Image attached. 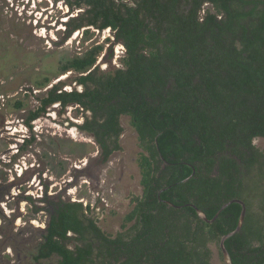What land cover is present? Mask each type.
<instances>
[{
	"label": "trees",
	"instance_id": "obj_1",
	"mask_svg": "<svg viewBox=\"0 0 264 264\" xmlns=\"http://www.w3.org/2000/svg\"><path fill=\"white\" fill-rule=\"evenodd\" d=\"M71 12L67 37L111 29L125 48L122 66L101 70L104 45L59 63V74L74 71L82 90L52 86L31 110V122L53 105L78 106L104 160L121 151L122 118L138 133L142 196L117 237L95 223L96 241L85 242L78 258L61 245L68 230L82 233L83 208L70 204L54 220L45 257L61 264H213L221 238L234 264H264V0H63ZM107 41H112L109 38ZM50 77L36 82L46 88ZM23 108V101L16 102ZM89 114V115H88ZM168 202L181 208L173 207ZM87 241V240H86Z\"/></svg>",
	"mask_w": 264,
	"mask_h": 264
},
{
	"label": "rangeland",
	"instance_id": "obj_2",
	"mask_svg": "<svg viewBox=\"0 0 264 264\" xmlns=\"http://www.w3.org/2000/svg\"><path fill=\"white\" fill-rule=\"evenodd\" d=\"M80 11L71 13L63 0H0V152L2 144L5 148L7 141L10 144L13 138H16L12 136L14 131H5L4 123L23 122L29 111L39 106L38 98L46 89L41 90L42 93H39L37 98V90L32 92L37 81L50 77L51 83L47 88L60 81L66 82L68 89L74 87L72 80L77 73L69 71L59 74L60 62L82 56L93 46L100 44L104 45V50L98 57L97 66L104 71L122 66L121 58L125 50L121 44L114 43L112 31L93 28L88 35L81 30L70 38L67 37L65 24L71 16H76ZM109 38L112 39L111 42L107 41ZM17 101H23L26 106L17 108ZM82 119L83 115L77 107L66 110L61 107L50 108L48 113L38 120L39 140L34 147L35 157H29L30 161L23 160L29 162L27 167L33 164L38 168L42 166L51 170L50 174L60 182L58 190L64 186L63 180L70 177L67 176L68 172L65 174L64 168L78 165L83 157L97 153L94 144L89 143L90 139L82 138L72 129L70 134H73V139L67 132V122H81ZM122 124L125 130L121 139L122 150L103 167L106 185L115 187L120 194L117 197V209L108 216L105 214L102 222L103 229L111 234L123 222V216L132 209V195L141 196L143 191L137 161L140 151L138 135L131 127L128 117L122 118ZM18 129L22 131L18 135L25 132L22 126ZM255 144L264 149V139H256ZM6 173L4 166H0V193L3 186H8V182L3 179ZM32 173L34 172L30 169L25 177H31ZM98 191L99 189L94 194ZM82 194L85 195V192ZM85 196H90L89 191ZM23 207L29 208L26 204H23ZM27 228L29 234L37 233L32 226ZM212 250L213 264H224L218 247L214 245Z\"/></svg>",
	"mask_w": 264,
	"mask_h": 264
},
{
	"label": "flooded vegetation",
	"instance_id": "obj_3",
	"mask_svg": "<svg viewBox=\"0 0 264 264\" xmlns=\"http://www.w3.org/2000/svg\"><path fill=\"white\" fill-rule=\"evenodd\" d=\"M72 17L74 16L70 18ZM85 29L86 28H83L81 30L84 31ZM81 30L75 31L73 34L81 32ZM108 30L111 31V29ZM73 84V88L68 89L66 85L64 87L66 89L63 88V90L72 91L73 89H77L81 91L83 89L82 86L78 85L76 82H73ZM69 86L72 87V85ZM47 87L38 88L35 86L34 90H32V92L37 90L35 95L38 98V94L42 93L40 91L46 89L43 92L44 94L38 98V101L52 88ZM52 107L56 108L61 106L59 103L51 105L42 116L46 115ZM70 107L78 108L76 105ZM36 108L31 110H35ZM28 117L29 115L23 122L4 123L5 131H14L15 134L12 136L16 138H13L10 144L7 141L5 144L6 149L4 148V144H2V151L0 152V166H4L7 171L3 179L5 182H8V186H3L0 193V264H61V262L64 261L63 255L53 253L45 257V254H47L50 249L47 246V239L50 235V229L54 224V220H59L61 213L70 204L82 206L83 214L81 215V219H83V230L82 233L68 230L66 238L61 240L60 243L66 250L75 253V258H78L80 254H82L79 248H83L85 242H94V245L97 246L100 244L99 241L95 240L97 233L91 229L92 225L88 222L89 220L95 223V225L98 226L102 232L106 233L107 236L117 237L119 233H124L130 229L134 222L129 223L126 228H123V224L126 216L135 208L136 204L133 202V199L136 196L133 195L130 199V204L133 205L132 209L123 216V222L116 231L111 234L102 227L105 214L108 216L112 211L117 209V197L120 195L117 193L115 187L106 185V176L104 175L103 167L120 151H115L111 154L109 159L105 161L103 156L104 150L96 142L95 136L92 133L80 129V126L86 123L84 122V114L81 122H67V132L69 136L74 139V136L70 134L73 129L75 132H78L82 138L86 137L90 139L89 143L94 144L97 148V153L95 155L89 154L83 157V160L78 165L75 164L71 165L70 168H64L65 174L68 172L67 176L70 175V177L63 180L62 183L64 186L58 190L57 188L60 182L56 181L50 174L51 170H47V168L45 169L42 166L38 168L33 164L27 167L29 162H23V160L30 161L29 157L31 156L33 158L35 157L34 147H36L39 140L37 125L41 117L31 122H26ZM21 126L25 128V132L23 131V135H18L22 132L18 129ZM121 126L123 127L122 122ZM124 132L125 130L120 136V144ZM81 145L86 146L84 144ZM138 148L140 150V157V154L144 152V150L139 146V140ZM65 160H67V158H65ZM137 161L139 165V158ZM25 163L26 166L24 167ZM30 169H32L34 173L31 174V177L28 176L26 178L25 175L28 174ZM88 179L91 180V182H89ZM98 189L99 191L97 194H94ZM87 191L90 193L89 197L85 196ZM84 192L85 195L82 194ZM23 204L28 205L29 208L23 207ZM29 226L35 228L37 233L32 235L29 234L27 228Z\"/></svg>",
	"mask_w": 264,
	"mask_h": 264
},
{
	"label": "water",
	"instance_id": "obj_4",
	"mask_svg": "<svg viewBox=\"0 0 264 264\" xmlns=\"http://www.w3.org/2000/svg\"><path fill=\"white\" fill-rule=\"evenodd\" d=\"M167 203L173 207H177V208H181L182 206H176L175 204L171 203V202H168ZM232 203H236V204H239L241 207H242V211H241V214H240V217H239V221H238V224H237V227L234 231L224 235L221 240H220V243H219V249L222 253V257H223V262L224 264H234L233 262V259L226 247V241L228 239H230L231 237H233L234 235L238 234L242 228H243V225H244V222H245V218H246V214H247V205L246 203L241 200V199H233L231 200L230 202L224 204L221 209L216 213V215L213 217V219H209L207 217V215L205 214V212L201 209H199L196 205L194 204H189L188 206L192 207L195 209L196 213L198 214V216L204 220L205 222L207 223H214L217 218L219 217V215L222 213L223 210H225L229 205H231Z\"/></svg>",
	"mask_w": 264,
	"mask_h": 264
},
{
	"label": "bare ground",
	"instance_id": "obj_5",
	"mask_svg": "<svg viewBox=\"0 0 264 264\" xmlns=\"http://www.w3.org/2000/svg\"><path fill=\"white\" fill-rule=\"evenodd\" d=\"M73 135V134H72Z\"/></svg>",
	"mask_w": 264,
	"mask_h": 264
}]
</instances>
